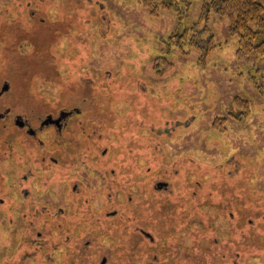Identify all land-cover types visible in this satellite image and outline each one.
Listing matches in <instances>:
<instances>
[{"label":"rangeland","instance_id":"rangeland-1","mask_svg":"<svg viewBox=\"0 0 264 264\" xmlns=\"http://www.w3.org/2000/svg\"><path fill=\"white\" fill-rule=\"evenodd\" d=\"M202 2L179 20L164 10L151 16L141 0H0V75L12 77L34 112L83 109L73 117L91 118L88 130H98L83 158L73 157V165L83 162L73 175L91 194L111 187L115 167L118 214L102 221L153 233V240L136 230L97 234L106 248L124 242L121 262L135 244L138 264H264L256 210H264V60H239L229 18L212 12L209 29L223 44L204 61L169 44L172 31L199 18ZM5 45L21 57L7 66ZM86 88L97 95L96 109L81 100ZM157 180L168 187L158 191ZM106 193L93 200L97 207ZM28 219L0 218V264L18 257L32 264L30 248L16 251ZM45 254L44 264L69 259L62 248Z\"/></svg>","mask_w":264,"mask_h":264},{"label":"flooded vegetation","instance_id":"flooded-vegetation-1","mask_svg":"<svg viewBox=\"0 0 264 264\" xmlns=\"http://www.w3.org/2000/svg\"><path fill=\"white\" fill-rule=\"evenodd\" d=\"M4 48L2 54L6 66L9 57L21 58L6 45ZM25 100L15 89L12 77L0 75V218H29L26 227L20 230L26 235L16 251L20 247L24 250L30 248L26 252L31 254L28 260L32 264L46 263L48 255H43L44 249L53 251L58 248H62L69 258L66 264H138L134 255L135 244L128 246L131 259L121 262L117 249L123 247L124 242L106 248L95 241V236L103 235L106 230L120 235L136 230L139 239L154 238L152 231L142 226L137 229L132 226L109 227L102 221V217L115 221L118 214V208H114L119 201L114 178L117 169L110 167L113 177L108 180L111 187L99 192L95 189L91 194L84 180L72 173L75 165L83 163L73 165V157L84 155L88 139L98 127L89 131L91 118L73 117L79 114L77 108L69 114L64 113L69 109L61 108L40 114L34 112L32 105L26 106ZM98 121L102 123V120ZM98 148L95 146L97 152ZM106 149L103 147L101 151L105 153ZM37 168L49 178L42 180ZM163 182L166 183L156 181L158 191L168 187V184L158 186ZM40 190L49 196L46 198ZM104 191H107L103 196L105 203L103 207H97L93 200ZM89 223L91 230H83V226ZM11 245L14 248L16 243ZM23 259L13 258L2 264H21Z\"/></svg>","mask_w":264,"mask_h":264},{"label":"trees","instance_id":"trees-1","mask_svg":"<svg viewBox=\"0 0 264 264\" xmlns=\"http://www.w3.org/2000/svg\"><path fill=\"white\" fill-rule=\"evenodd\" d=\"M141 2L151 16H157L164 10L178 16L180 20L190 13L194 0H141ZM211 12L219 17L229 18L227 33L231 37H236V56L239 60L250 65H257L264 60V0H203L199 18L187 22L181 29L172 31L167 40L169 44L173 43L183 53H187L186 48L196 50L199 59L204 61L211 51L223 44L215 39L209 29L207 19ZM180 23L179 21L178 24ZM48 59L51 61V56ZM86 89L87 96L84 89L81 100L90 99L89 102L94 100L92 106L96 109L97 95L93 88ZM238 100L241 102H237ZM235 101L238 104L247 102L239 97H236ZM78 109L81 114L83 109L80 107ZM256 210L263 212V215L261 214L263 217L257 216L264 218V210L261 207ZM251 222L253 224L252 220ZM258 224L263 225L264 222ZM262 240L264 242V239ZM214 241L216 242V239Z\"/></svg>","mask_w":264,"mask_h":264},{"label":"water","instance_id":"water-1","mask_svg":"<svg viewBox=\"0 0 264 264\" xmlns=\"http://www.w3.org/2000/svg\"><path fill=\"white\" fill-rule=\"evenodd\" d=\"M71 111H68V112H64L65 114H69ZM167 183L163 182V183H160L158 184L159 187H161L162 185H166Z\"/></svg>","mask_w":264,"mask_h":264}]
</instances>
